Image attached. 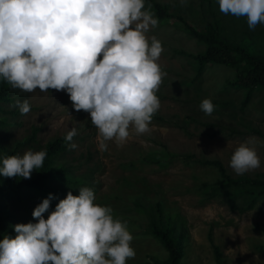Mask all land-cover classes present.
Here are the masks:
<instances>
[{
  "label": "rangeland",
  "instance_id": "1",
  "mask_svg": "<svg viewBox=\"0 0 264 264\" xmlns=\"http://www.w3.org/2000/svg\"><path fill=\"white\" fill-rule=\"evenodd\" d=\"M157 1L176 9L191 25L201 29L200 14H205L207 5L204 0H185L183 5L181 0ZM211 2L220 12L217 0ZM222 15L225 37L233 43L251 39L264 59V24L250 30L245 17ZM206 17L210 18L209 15ZM153 35L162 41L164 51L159 63L167 73L157 92L161 107L155 117L178 123L180 127L152 120L150 133L137 136L132 131L122 145L107 142L105 151L100 148L101 138L90 115L82 110L76 112L66 92L50 89L44 93L37 89L27 93L19 90L17 100H28L31 110L26 115L19 112L17 119L22 121L21 124L1 127L0 144L14 151L18 142L31 132V127H37L41 144L12 154L22 156L28 150L40 151L49 141L75 127L78 135L72 143L78 147L69 149L58 162L67 169V174L83 180V184L74 189L75 193L79 195L82 187L93 188L96 203L110 206L116 218L127 221L136 250V257L127 264L168 261L164 246L149 233L151 217L140 213L137 203L145 208L160 203L164 215H176L173 223L176 235L186 232L183 264H218L215 246L220 249L222 264H264V199L250 211L232 210L225 196L210 198L203 189L204 184L221 180L220 171L213 165L185 159L194 156L198 160L220 161L226 174L234 179L264 176V92H255L249 105L242 110L240 104L245 92L227 86L235 72L222 66L208 67L200 82L187 88L185 83L198 75L197 66L193 58L176 52L198 54L206 47L195 37L160 21L150 31L149 36ZM164 95L166 98L161 99ZM205 98L232 106L215 108L211 115H206L200 109ZM14 118L10 115L6 119L12 121ZM229 128L240 132L231 136ZM250 138H254L261 167L237 175L230 167L231 156ZM155 152L173 153L180 158L168 168L160 169L146 160ZM7 156L11 155L0 153V160ZM67 188L71 189L70 186ZM238 205H242V200ZM36 206L33 204L27 210L20 206L13 208L27 224L37 222L32 216ZM47 217L45 213V219Z\"/></svg>",
  "mask_w": 264,
  "mask_h": 264
},
{
  "label": "clouds",
  "instance_id": "2",
  "mask_svg": "<svg viewBox=\"0 0 264 264\" xmlns=\"http://www.w3.org/2000/svg\"><path fill=\"white\" fill-rule=\"evenodd\" d=\"M217 2L222 14L245 17L250 30L264 24V0ZM157 26L146 0H0V79L27 93L66 92L76 112L90 115L106 151L107 142L122 145L132 131L151 132L167 76L162 41L149 36ZM15 107L21 115L31 110L28 100ZM200 109L211 115L215 105L205 98ZM77 135L73 127L65 136L70 150ZM46 157V150L7 156L0 176L31 179ZM230 167L237 175L261 167L254 138L234 150ZM53 199L49 194L35 207L37 222L15 225V238L4 236L0 264H127L136 257L127 221L96 203L93 188L69 191L45 219Z\"/></svg>",
  "mask_w": 264,
  "mask_h": 264
},
{
  "label": "trees",
  "instance_id": "3",
  "mask_svg": "<svg viewBox=\"0 0 264 264\" xmlns=\"http://www.w3.org/2000/svg\"><path fill=\"white\" fill-rule=\"evenodd\" d=\"M204 1L207 5L205 14H200L201 29L191 25L188 19L168 5L162 4L157 0H146V3L152 5L155 17L162 24L173 25L178 30L195 37L199 43L206 47L204 52L198 54L184 51L176 52V54L193 58L197 66L198 75L185 83L187 88L192 87L196 82H200L201 75L208 67H226L235 72V76L227 82V86L234 90L245 92L244 100L240 104L241 109L244 110L249 105L255 92H264V59L260 56V51L251 39L244 38L237 43L228 40L225 37L226 25L224 16L215 9V5L211 0ZM206 15H209L210 18L206 17ZM18 94L19 89H13L6 81L0 79V129L1 127L21 124L22 121L17 119L19 110L15 107ZM160 98L164 99L166 97L164 95L160 96ZM212 102L217 109L232 106V104L227 102ZM10 115H14V120L8 121L6 119ZM153 120L160 121L168 126L180 127L178 123L165 121L162 118L155 117V115ZM229 129L231 136L240 132L233 128ZM38 131L37 127L32 126L31 132L18 142L14 151H10L6 145L0 144V153L12 155L26 148L39 146L41 143L37 138ZM65 136L66 134L49 141L41 149L47 151V157L43 167L32 173L31 179L0 176V241L3 240L5 235L15 238L14 226L24 223V219L19 217L13 207L20 206L27 210L33 204L38 206L43 199L52 194L55 199L51 201L49 210L51 212L55 210L60 200L66 198L69 191L73 195H78L74 189L83 184V180L67 174V169L58 162L69 151ZM179 158L177 154L155 152L151 153L146 160L149 163L156 164L160 169H166L174 160ZM185 159H192L202 165H213L220 171L221 180L213 184H204L203 189L210 198L225 196L232 210L239 212L250 211L254 209L261 199H264L263 175L254 179L249 177L234 179L226 174L220 161L198 160L194 156H186ZM67 186H70L71 189H68ZM239 200H242L241 206L238 205ZM136 206L140 213H147L151 217L153 222L149 233L158 239L168 252V261L157 262L156 264H183V242L186 232L182 231L180 235H176L173 224L177 219L176 215H164L160 203L149 208L143 207L140 203H137ZM49 214L46 213L47 216ZM214 249L217 263L222 264L220 249L216 246Z\"/></svg>",
  "mask_w": 264,
  "mask_h": 264
}]
</instances>
